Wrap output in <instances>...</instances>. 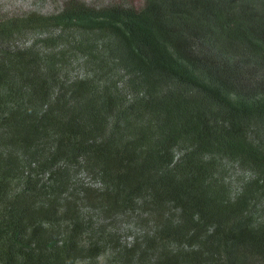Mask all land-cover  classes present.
<instances>
[{"label":"trees","instance_id":"1","mask_svg":"<svg viewBox=\"0 0 264 264\" xmlns=\"http://www.w3.org/2000/svg\"><path fill=\"white\" fill-rule=\"evenodd\" d=\"M0 264H264V0L0 16Z\"/></svg>","mask_w":264,"mask_h":264},{"label":"rangeland","instance_id":"2","mask_svg":"<svg viewBox=\"0 0 264 264\" xmlns=\"http://www.w3.org/2000/svg\"><path fill=\"white\" fill-rule=\"evenodd\" d=\"M63 0H0V16L10 13L38 11L54 12ZM90 4H104L110 0H85Z\"/></svg>","mask_w":264,"mask_h":264}]
</instances>
